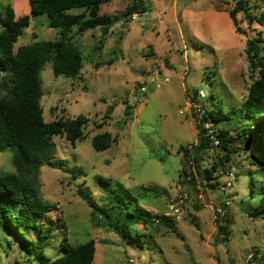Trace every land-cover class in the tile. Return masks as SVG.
Instances as JSON below:
<instances>
[{
	"label": "rangeland",
	"instance_id": "rangeland-1",
	"mask_svg": "<svg viewBox=\"0 0 264 264\" xmlns=\"http://www.w3.org/2000/svg\"><path fill=\"white\" fill-rule=\"evenodd\" d=\"M132 1L107 0L100 14L120 17ZM142 1L147 11L120 17L101 48L96 49L103 38L100 28L82 34L73 28L71 43L83 57L75 78L55 77L51 61L42 67L44 122L79 116L88 122L83 140L74 145L63 135L52 137L54 154L37 173L38 199L56 207L39 223L51 234L50 242L39 244L33 231L23 228L19 234L0 229V264H40L34 254L39 245L45 256L58 258L63 237L72 246L93 240L92 264H130L129 259L134 264H250V258L264 264V218L248 215L259 202L264 175L256 156L236 137L244 126L239 107L257 76L249 70L245 42L262 30L248 24L239 2L258 15L264 0ZM6 7L15 18L29 15L27 0H0V11ZM233 10L236 27L228 16ZM47 22L45 14L30 16L13 50L56 41L59 30ZM142 86L147 94L141 100ZM188 97L229 115V121L214 124L218 133L227 130L233 138L228 162L220 145L197 151V128L179 115ZM101 133L113 143L96 152L91 138ZM13 152L7 147L0 153L1 173L15 172ZM100 179L109 180V186ZM117 184L159 216H167L169 204L186 196L182 219L134 225L132 239L95 227L91 209L78 193L101 203L106 190ZM226 200L231 206L220 216L216 209Z\"/></svg>",
	"mask_w": 264,
	"mask_h": 264
},
{
	"label": "trees",
	"instance_id": "trees-1",
	"mask_svg": "<svg viewBox=\"0 0 264 264\" xmlns=\"http://www.w3.org/2000/svg\"><path fill=\"white\" fill-rule=\"evenodd\" d=\"M107 0H27L29 15L15 18L10 7L0 11V153L7 147H13L12 165L14 173L0 172V229L5 231L20 229L33 231L38 243L47 245L51 234L43 232L39 223L47 214L56 210L53 204H44L38 197L35 188L37 173L41 167L50 161L54 154L55 144L52 137L63 135L74 145L84 138L83 130L88 122L84 117L74 119H59L44 122L40 105L42 96L40 72L47 61L52 63L55 77L75 78L83 67L81 53L71 43V32L77 28L82 34L89 30L100 28L103 38L96 49L101 48L110 28L120 17L127 18L140 12H146L147 7L142 0H133L122 16L100 14V6ZM249 25L253 23L262 27L255 36L245 42V56L249 70L256 73L247 92V96L239 107L244 126L236 132V137L242 139L245 149L254 154L259 161L258 167L264 175V6L258 15H252L241 6ZM80 11L71 13V11ZM45 14L49 28L59 30V38L54 42H34L30 45L13 50L14 43L29 26L30 16ZM236 27V11L228 13ZM236 32L239 33L238 28ZM124 115L129 117L130 111L124 103ZM112 111L108 107L107 112ZM207 117L214 124L229 121V115L221 111L210 110ZM220 146L225 153V162L231 159L233 138L227 130H220L217 135ZM197 151L211 148L208 140L197 128ZM113 140L107 133L96 134L91 138V147L100 152L108 149ZM196 160V159H195ZM218 165L224 166L223 162ZM100 184L109 186V180H99ZM107 188H105L106 190ZM101 203L90 196L79 192V198L91 209V220L95 227H107L121 239H132L131 227H143L155 223L169 224L170 218L159 216L142 208L137 199L133 198L117 184L113 189L106 190ZM259 202L248 212L252 218H264V182L259 189ZM53 226L55 222L49 220ZM226 232L224 227H220ZM226 234V233H225ZM26 241V240H24ZM41 245L34 251L40 264H92L95 255V242L89 240L79 245H71L63 237L59 249L62 255L51 259L45 256Z\"/></svg>",
	"mask_w": 264,
	"mask_h": 264
},
{
	"label": "built area",
	"instance_id": "built-area-1",
	"mask_svg": "<svg viewBox=\"0 0 264 264\" xmlns=\"http://www.w3.org/2000/svg\"><path fill=\"white\" fill-rule=\"evenodd\" d=\"M147 94V90L145 86H142L140 89V99ZM201 98H204V94H200ZM200 100V99H198ZM196 99H193L192 97L186 98L182 109L179 110V115L183 119L190 120L196 128H198L203 136L208 140L210 145L217 146L220 145L219 139L217 137L218 132L214 129V123L208 119L207 112L209 110L205 109L199 101ZM230 176L233 177V173L230 172ZM186 199V196L179 197L178 199L172 201L169 206V213L167 214V217L170 218L172 222H179L182 219V206L184 204V201ZM231 203L226 200L223 204V207H219L216 209V212L223 216L226 208L230 207ZM130 264H134L132 259H129ZM250 264H257L250 258Z\"/></svg>",
	"mask_w": 264,
	"mask_h": 264
}]
</instances>
